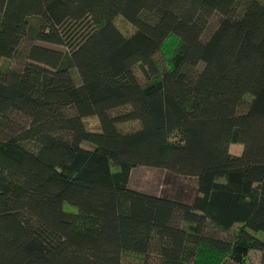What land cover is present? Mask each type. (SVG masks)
<instances>
[{"label": "trees", "instance_id": "1", "mask_svg": "<svg viewBox=\"0 0 264 264\" xmlns=\"http://www.w3.org/2000/svg\"><path fill=\"white\" fill-rule=\"evenodd\" d=\"M137 167L196 178L194 200L131 188ZM253 252L264 0H0V264Z\"/></svg>", "mask_w": 264, "mask_h": 264}, {"label": "rangeland", "instance_id": "2", "mask_svg": "<svg viewBox=\"0 0 264 264\" xmlns=\"http://www.w3.org/2000/svg\"><path fill=\"white\" fill-rule=\"evenodd\" d=\"M139 74L141 75L140 71ZM74 77L76 82L79 83V78L76 73H74ZM86 121L89 126H96L98 123L94 118H89ZM233 149L236 152L241 151L239 146L233 147ZM233 149L231 148L232 152L234 151ZM129 185L131 188L144 193L176 199L187 203H192L198 189L196 178L183 177L175 175L165 169L151 167L135 168L131 173ZM260 256V253L253 252L247 264H260Z\"/></svg>", "mask_w": 264, "mask_h": 264}]
</instances>
